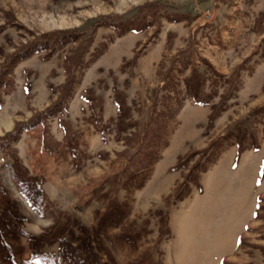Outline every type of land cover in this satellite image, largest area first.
Masks as SVG:
<instances>
[{"label": "rangeland", "instance_id": "1", "mask_svg": "<svg viewBox=\"0 0 264 264\" xmlns=\"http://www.w3.org/2000/svg\"><path fill=\"white\" fill-rule=\"evenodd\" d=\"M0 74V264H264V0H0Z\"/></svg>", "mask_w": 264, "mask_h": 264}, {"label": "trees", "instance_id": "2", "mask_svg": "<svg viewBox=\"0 0 264 264\" xmlns=\"http://www.w3.org/2000/svg\"><path fill=\"white\" fill-rule=\"evenodd\" d=\"M142 11L145 13L147 10L143 8ZM129 22L130 21L128 19H123V18L119 19V17H115V16L114 17H110V16L106 15V16L102 17V20L100 21V24L111 26V27H114V28H118V27H120L122 25L123 26L124 25L127 26V23H129ZM82 33L86 34L85 36L83 34L82 38L83 39L85 38L87 40V39H89L91 30L87 29L86 31L85 30L82 31ZM76 34H79V33L76 32ZM59 38H61V37H59ZM83 39H81V41H83ZM56 42H58V39L56 40V38L54 37L53 34H49V36H47L46 38L37 39V40L34 41V43L29 44V46H25L22 49V56L23 55H27V54H29L31 52H35V51L49 50V49L53 48V46H54V44ZM82 45H83V42L80 43V46L77 48L76 52L73 55V64L77 61V58L80 56V53L82 54V52H83ZM69 66H72V61L70 62ZM2 80H3V78H1V74H0V82ZM68 80H69V78H68ZM3 83L7 84V86L10 87L11 84H12V80L7 78V80L4 81ZM68 85L69 84L66 83L64 89L68 90V88H69ZM63 96H65V93L62 95V97ZM59 101H62V100H59ZM63 101L60 102V103H65V100H63ZM52 107L49 108V110L54 108V107L53 108ZM49 110H45L43 112H40L34 118H31L28 122H26V125L24 127H28V126H31V125H34V124H37V123L43 121L45 116L49 113ZM140 162L146 163V159L140 158ZM138 164H139V162H138Z\"/></svg>", "mask_w": 264, "mask_h": 264}, {"label": "crops", "instance_id": "3", "mask_svg": "<svg viewBox=\"0 0 264 264\" xmlns=\"http://www.w3.org/2000/svg\"><path fill=\"white\" fill-rule=\"evenodd\" d=\"M253 165H254V169H253V173L254 174H253V176H251L252 177L251 200H250V202H248L249 204L247 206V208H249V215L251 217H254V212H255V209L257 208L258 201H259V193L261 191H263V189H264V171L262 173L261 179H259L260 177H259V171H258L261 168L260 167L261 162L259 163V161H257L255 163H253ZM254 180H255V182H254ZM259 185H260V187H258ZM243 226L244 225H242V227ZM238 243H239V236H238V232H237L234 235V238H233V241H232V247H234ZM228 245H229V242L228 241H224V242H222V244L220 246V249H222V247L224 249H226L228 247ZM222 256H219V258L217 260V262H218L217 264L220 263L219 261H220V258Z\"/></svg>", "mask_w": 264, "mask_h": 264}]
</instances>
